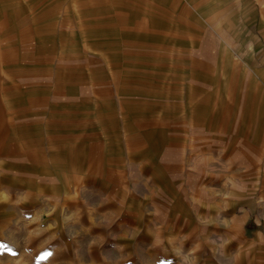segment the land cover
<instances>
[{"label":"crops","instance_id":"0c3cea01","mask_svg":"<svg viewBox=\"0 0 264 264\" xmlns=\"http://www.w3.org/2000/svg\"><path fill=\"white\" fill-rule=\"evenodd\" d=\"M107 1L129 8L124 11L128 19L137 13L151 17L152 4H162L161 0ZM196 2L198 6L200 0ZM38 5L33 0H0V42L15 32L8 39L18 45L12 52L1 45L8 54V60L5 55V61L0 60V88L11 140L22 152L33 146L40 153L39 160L30 156L25 163L0 161V202L7 199L12 207L19 197L28 208L34 209L36 201H44L40 203L44 208L65 188L55 183L70 180L75 189L88 187L87 181L94 183L91 189L120 185L125 189L129 181L114 172L123 173L120 168L132 164L141 180L139 188L149 193H138V202L122 208V215L135 221L132 231L141 236L149 256L163 264H264V0H204L195 9L197 43L200 49L213 39L220 51L209 55L208 61L217 62L169 78L159 92L133 86L124 90L126 82L135 80L111 73L120 65L104 60L100 76L92 77L84 68L81 74L57 75L56 83L44 89L35 57L40 56L36 42L40 31L33 27L40 23ZM221 11L223 15H216ZM116 13L121 20L119 10ZM24 22L33 27L29 50L36 55L29 61L21 44ZM116 23L117 37L129 30L124 22ZM135 41L139 49L154 46L152 41L149 45ZM60 79L73 89L69 92L78 83L93 84L97 92L70 95L59 107L65 111L60 122L77 116L79 124L80 112L88 121L86 137L66 144L53 115L32 122L38 117L25 118L22 107L39 99L44 90L54 92ZM143 117L150 120L144 130ZM6 216L0 209V228L15 222ZM13 261L21 263L15 254L0 257V264Z\"/></svg>","mask_w":264,"mask_h":264},{"label":"rangeland","instance_id":"374dc122","mask_svg":"<svg viewBox=\"0 0 264 264\" xmlns=\"http://www.w3.org/2000/svg\"><path fill=\"white\" fill-rule=\"evenodd\" d=\"M33 1L36 5L39 4L35 10L39 11L40 23L33 27L40 31L36 41L40 43L37 48L40 56L35 57L40 65L44 89L51 88L56 83L57 75L73 72L81 74L84 68L92 77L100 76V63L104 60L120 65L111 73H118L124 78L130 76L131 80H135L126 82L124 90H132L130 86H133V89L139 91L159 92L169 78L176 79L184 71L202 69L204 64L213 67L217 62L215 58L208 61L209 55L220 51V47L213 44V39H208L207 45H202L200 49L197 43L199 29L194 20L197 17L195 9L204 0H200L198 6L196 0H161V5L152 4L151 17L137 13L133 19L124 17V11H129V8L106 0ZM35 10L33 9V13ZM118 10L120 16L124 12L121 20L116 13ZM223 14L224 11L216 13ZM117 21L124 22V27L129 29L118 37L115 27ZM21 27L25 30L21 41L22 51L26 60H33L36 52L29 50L33 42L30 40L33 36L32 24L24 22ZM15 36V32L4 36L0 42V51L2 44L9 52L18 50V45L12 43L14 40L8 39ZM151 36L153 38L149 40ZM137 39L144 45L152 41L154 46L139 49V43L135 41ZM51 49L56 53L50 52ZM2 55L8 60V54L1 51V61H5ZM65 82L60 79L54 92L53 88L44 90L42 95H37L39 99L22 106L27 111L25 118L38 117L32 119V122H37L48 114L53 115L59 122L56 126L61 128L60 138L64 144L78 136H85L88 123L85 112L78 115L82 119L79 124L77 116L60 122L65 117V111L58 109L64 99L66 101L70 95L76 97L97 93L93 84L80 83L74 87V92H69L72 88L66 86ZM96 83L94 82L95 85ZM3 91L0 88V161L19 164L25 163L30 156L31 159L39 160L40 153L33 151L36 149L33 146L22 152V148L13 144L12 131L7 122L8 111L2 99ZM69 101L72 102L71 99ZM17 106L14 112L16 114L21 108L20 105ZM141 121L143 130L150 125L149 117H143ZM86 149L88 150L87 146ZM120 170L124 172L114 173L117 177L127 178L125 180L129 182L125 189L121 185L112 189H91L89 186L94 185L92 181H87L88 187L84 189L79 186L75 189V182L70 180L55 183L58 186L62 184L65 188L60 196H52L44 208V204H40L44 201L34 202V209H31L19 197H16L15 206L12 207L7 199L2 200L1 212L7 215L8 220L14 218L15 222L0 228V257L3 259L7 253L15 254L17 259L20 258V264H163L159 258L147 254V247L141 242V236L135 230L132 231L136 226L135 221L122 215L125 213L122 208H133L138 202V193L145 195L149 191L141 185L139 188L138 181L141 180L135 165L128 164ZM96 173L101 174L98 170ZM118 182L121 183V180ZM130 253L134 256H129ZM4 261L5 259L2 260Z\"/></svg>","mask_w":264,"mask_h":264}]
</instances>
